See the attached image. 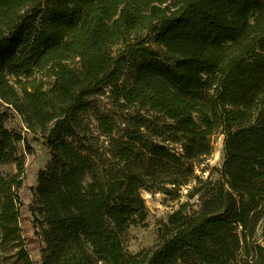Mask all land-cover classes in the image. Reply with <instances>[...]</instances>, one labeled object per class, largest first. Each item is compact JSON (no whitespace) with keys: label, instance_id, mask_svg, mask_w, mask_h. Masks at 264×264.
Masks as SVG:
<instances>
[{"label":"trees","instance_id":"16d2710c","mask_svg":"<svg viewBox=\"0 0 264 264\" xmlns=\"http://www.w3.org/2000/svg\"><path fill=\"white\" fill-rule=\"evenodd\" d=\"M26 131L51 154L30 229ZM216 134L218 176L202 178ZM0 163L16 165L0 173L11 264H35L31 244L40 264H264V0H0ZM182 187L198 207L128 252L141 192Z\"/></svg>","mask_w":264,"mask_h":264},{"label":"rangeland","instance_id":"374dc122","mask_svg":"<svg viewBox=\"0 0 264 264\" xmlns=\"http://www.w3.org/2000/svg\"><path fill=\"white\" fill-rule=\"evenodd\" d=\"M6 126H14L15 128H24L22 121L19 118H14L6 122ZM25 130V129H23ZM29 144L32 146V153L25 151L23 143L19 144V153L24 158L23 173L21 175L22 187H21V201L22 209L26 210L29 204H33L34 196L36 193V177L39 169H45L51 162V154L48 147H46L42 139L32 132H23ZM222 140L221 134L213 136V150L210 156H208L198 167H196L197 173L202 177L215 179L218 174L217 170L222 163ZM219 145V146H218ZM218 150V156L215 158L214 154ZM16 172L15 163H0V173H14ZM187 188L182 187L178 193L164 194L163 192H148L143 190L141 192L145 204L147 207V217L142 223L131 224L122 234V242L124 248L131 253L137 252L143 248H146L153 244L156 239L158 227L162 222L167 219L169 213L177 209L183 202H187L189 207L197 208L199 201L197 196L189 198L186 195ZM30 212H22L25 216L22 220L29 229V222L26 219ZM22 226V225H21ZM43 243V242H42ZM30 256L34 260L35 264H40V254L34 244L30 245ZM12 252L3 251L0 248V264H11L12 258L10 255Z\"/></svg>","mask_w":264,"mask_h":264},{"label":"bare ground","instance_id":"6f19581e","mask_svg":"<svg viewBox=\"0 0 264 264\" xmlns=\"http://www.w3.org/2000/svg\"><path fill=\"white\" fill-rule=\"evenodd\" d=\"M218 146H219V145H218ZM214 156H215V158L218 156V150H216Z\"/></svg>","mask_w":264,"mask_h":264}]
</instances>
